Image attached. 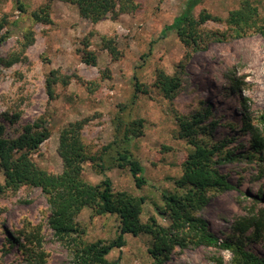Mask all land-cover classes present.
<instances>
[{"label": "rangeland", "instance_id": "374dc122", "mask_svg": "<svg viewBox=\"0 0 264 264\" xmlns=\"http://www.w3.org/2000/svg\"><path fill=\"white\" fill-rule=\"evenodd\" d=\"M185 1L135 0L137 10L117 20L109 16L92 23L65 0H0L1 135L16 138L27 125L43 122L51 136L33 157L40 167L58 174L63 171L59 135L70 122L85 120L82 135L87 153L98 156L122 138L124 123L144 119L142 134L132 141L131 149L145 167L147 185L138 189L127 168L112 166L102 173L87 157L83 175L94 184L108 176L116 190L145 196L143 220L153 215L169 225V220L157 213L155 203L163 204V192L175 190V179L181 176L182 162L192 147L178 137L176 114H203L199 137L215 147L214 167L229 187L206 191V202L196 216L207 222L208 233L217 237L218 243L176 246L163 264H218L219 257L223 264H230L232 251L222 247L224 241L264 257V225L240 229V222L253 214H263L259 217L264 223V163H259L258 156L241 157L254 153L252 133L245 127L246 113L256 118L264 108V34L252 25L244 36L210 41L206 50L195 52L179 68L183 80L174 99L169 100L155 85L156 73L164 69L174 74L186 49L175 31L163 38L160 33L180 14ZM245 1L202 0L195 14L205 9L221 17V21L208 20L203 28L232 34L224 21ZM249 1L258 7L259 23L263 24L264 0ZM46 6H51L52 22L34 20L33 11ZM103 35L117 47L116 56L104 44ZM85 49L94 53L95 64L82 59ZM53 69L70 78L67 84L54 85V97L46 88ZM135 74L147 92L136 94ZM115 151L110 148L104 154L106 165L111 164ZM4 183L0 169V185ZM50 214L47 198L38 187L0 192V264H26L22 243L24 234L31 231L43 239L46 264H79L54 235ZM92 214L86 207L79 216L85 228L83 239H114L119 217ZM126 241L108 255L112 263L152 264L150 236L127 234Z\"/></svg>", "mask_w": 264, "mask_h": 264}, {"label": "trees", "instance_id": "16d2710c", "mask_svg": "<svg viewBox=\"0 0 264 264\" xmlns=\"http://www.w3.org/2000/svg\"><path fill=\"white\" fill-rule=\"evenodd\" d=\"M78 7L81 17L98 23L111 16L117 20L120 15L137 10L139 4L135 0H65ZM202 0H186L182 11L172 23L163 27L160 37L175 31L185 46L183 59L177 65L174 74H168L164 69H158L155 85L163 96L173 100L183 80V72L179 70L192 55L199 50H206L208 43L213 40H224L227 36H244L247 29L255 25L264 34V23H259L258 7L245 1L241 8L233 10L224 21L232 29L227 31H208L203 24L208 20L221 21L222 18L207 10H201L196 15L195 9ZM21 6V5H20ZM34 20L51 23V6L33 11ZM3 22L0 21V26ZM29 35L26 34L28 40ZM102 40L112 54L117 55L118 49L113 45L110 37L103 35ZM89 43V41H87ZM27 42H24L26 46ZM89 44L86 43V47ZM82 59L89 64L96 63V57L87 49L81 51ZM135 92H147L138 75L134 76ZM70 78L62 75L58 70L50 71L46 79V88L50 96H55L54 85L59 82L69 83ZM246 109L248 106L244 103ZM204 115L191 117L176 114L178 122V137L187 140L192 146L182 162V174L175 179V190L163 192V204L155 203L157 213L169 220V225H163L155 216L143 220L145 196L134 195L128 191L116 190L110 177L97 183H91L84 178V160L86 157L96 163L101 172L107 168L119 167L129 169L135 186L142 189L149 183L145 174V167L134 155L131 143L142 134L144 119H136L123 125L122 138L116 143H110L101 155H88L87 145L83 140L82 130L85 120L72 121L63 127L59 135L58 153L63 161V171L55 174L40 167L33 154L37 152L50 136L49 128L43 122H35L25 127L24 132L16 138H6L1 135L0 127V169L4 173L5 183L0 185V192L6 190L18 191L22 186L38 187L46 196L50 206L49 226L54 235L74 255L79 264H119L112 263L108 255L116 248L126 245V235L150 236L151 243L148 252L153 259L152 264H163L176 246L186 247L201 242L218 243V238L208 233L207 222L196 216V211L206 202V191L210 189L229 187L225 177L214 167L213 157L215 147H210L199 137V128ZM257 118V119H256ZM252 117L246 113L245 127L252 133V150L241 157L258 156L259 163H264V108L259 117ZM257 120V122H256ZM115 148V155L111 164L106 165L104 154ZM92 209V216L113 214L120 219L117 236L110 240L99 239L86 242L83 239L85 228L79 221L82 210ZM263 216V214H260ZM259 215V216H260ZM256 214L246 217L240 222V229L246 230L255 225L263 226V220ZM22 243L26 254V264H46V252L43 250V239L36 232L24 234ZM17 240L20 241V239ZM225 249L232 251L230 264H264V257L245 249L241 245L224 241L220 243ZM223 264V258H218Z\"/></svg>", "mask_w": 264, "mask_h": 264}]
</instances>
